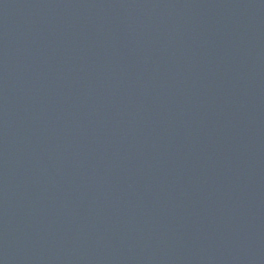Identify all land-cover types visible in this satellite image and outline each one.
<instances>
[{
	"label": "water",
	"instance_id": "95a60500",
	"mask_svg": "<svg viewBox=\"0 0 264 264\" xmlns=\"http://www.w3.org/2000/svg\"><path fill=\"white\" fill-rule=\"evenodd\" d=\"M0 264H264V0H0Z\"/></svg>",
	"mask_w": 264,
	"mask_h": 264
}]
</instances>
